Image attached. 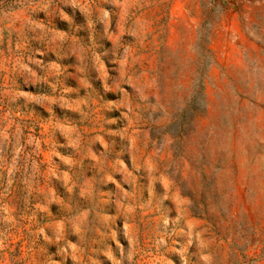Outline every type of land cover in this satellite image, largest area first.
Segmentation results:
<instances>
[{"label":"rangeland","instance_id":"1","mask_svg":"<svg viewBox=\"0 0 264 264\" xmlns=\"http://www.w3.org/2000/svg\"><path fill=\"white\" fill-rule=\"evenodd\" d=\"M0 264H264V0H0Z\"/></svg>","mask_w":264,"mask_h":264}]
</instances>
